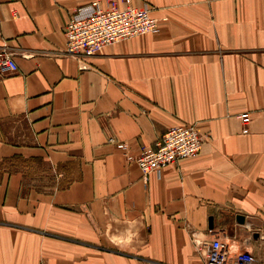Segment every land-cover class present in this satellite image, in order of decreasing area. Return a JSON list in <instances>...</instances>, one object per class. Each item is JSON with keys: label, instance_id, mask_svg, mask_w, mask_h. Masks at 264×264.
Masks as SVG:
<instances>
[{"label": "crops", "instance_id": "1", "mask_svg": "<svg viewBox=\"0 0 264 264\" xmlns=\"http://www.w3.org/2000/svg\"><path fill=\"white\" fill-rule=\"evenodd\" d=\"M91 1L0 0V264H264V0H129L155 32L68 54ZM177 124L200 151L144 175Z\"/></svg>", "mask_w": 264, "mask_h": 264}, {"label": "built area", "instance_id": "2", "mask_svg": "<svg viewBox=\"0 0 264 264\" xmlns=\"http://www.w3.org/2000/svg\"><path fill=\"white\" fill-rule=\"evenodd\" d=\"M121 1L122 5L118 0H92L77 7L64 28L65 52L73 55L92 54L104 46L158 29V22L150 15L148 4L132 5L129 0ZM13 68L11 53L0 49V72ZM239 117L243 124L250 120L247 112ZM204 140L205 135L192 124L173 125L153 146L143 148L134 161L146 175L169 163L194 156L200 151ZM205 264H252V257L239 252L230 260L227 245L214 239L209 244Z\"/></svg>", "mask_w": 264, "mask_h": 264}, {"label": "water", "instance_id": "3", "mask_svg": "<svg viewBox=\"0 0 264 264\" xmlns=\"http://www.w3.org/2000/svg\"><path fill=\"white\" fill-rule=\"evenodd\" d=\"M237 218L239 219V220H242V216H237ZM211 218L209 219V226L211 227L212 226V224H211Z\"/></svg>", "mask_w": 264, "mask_h": 264}, {"label": "rangeland", "instance_id": "4", "mask_svg": "<svg viewBox=\"0 0 264 264\" xmlns=\"http://www.w3.org/2000/svg\"><path fill=\"white\" fill-rule=\"evenodd\" d=\"M241 252H244V253H246V254H250V252H248V251H241ZM238 253H239V252H238ZM238 253H237V254H238ZM237 254H236V255H237ZM236 255H235V256H236ZM250 255H251V254H250ZM235 256H234V257H235ZM234 257H233V258H234Z\"/></svg>", "mask_w": 264, "mask_h": 264}]
</instances>
